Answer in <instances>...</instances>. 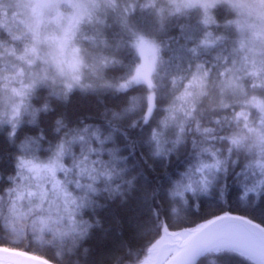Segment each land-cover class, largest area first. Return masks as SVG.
Here are the masks:
<instances>
[{
	"label": "snow or ice",
	"instance_id": "obj_1",
	"mask_svg": "<svg viewBox=\"0 0 264 264\" xmlns=\"http://www.w3.org/2000/svg\"><path fill=\"white\" fill-rule=\"evenodd\" d=\"M106 3L118 7V0ZM138 3L128 0L125 27ZM169 3L176 13L202 9L205 30L190 49L197 59L171 77L179 86L162 108L155 79L160 47L140 37L133 46L141 61L109 80L106 74L122 62L106 55L97 60L76 46L78 15L61 34L43 30L46 10L80 4L20 0L15 6L32 13L21 31L8 24L12 0H0V145L13 148L11 167L0 169V252L28 256L5 245L35 241L50 246V258L29 257L40 264H80L72 257L81 249L85 264H199L208 254L226 264H264V220L221 211L187 228L173 206L181 205L185 216L198 214L230 200L228 181L241 177V199L253 194L242 208L264 216V0ZM139 7L156 9L163 21L158 0ZM225 7L236 18L221 15ZM232 26L250 30L259 55L200 59L201 47L236 35ZM239 46L246 47L244 39ZM102 95L113 98L102 121L69 113L74 98ZM129 128L140 130L138 139ZM178 157L187 162L179 175L156 174ZM101 209L108 227L97 218Z\"/></svg>",
	"mask_w": 264,
	"mask_h": 264
},
{
	"label": "trees",
	"instance_id": "obj_2",
	"mask_svg": "<svg viewBox=\"0 0 264 264\" xmlns=\"http://www.w3.org/2000/svg\"><path fill=\"white\" fill-rule=\"evenodd\" d=\"M198 11V9H192L185 12L173 13L170 16L168 15L169 17L165 18L163 22L153 19L152 16H146L145 19L140 20V22H146L147 20L146 23L149 25L147 27L148 31L150 30L154 35L158 46L162 49V59L157 64L155 73V79L159 85L158 94L161 98L162 108H167L169 106L171 91H173L174 87L179 86V82L175 86L172 85L171 77L184 69L190 61L194 62L197 59L190 49L198 43L200 35L205 30V26L201 23L202 18ZM220 14L234 17V13L231 9L226 7L221 10ZM12 28L14 30H23L20 23L14 25ZM111 40V48L108 52L122 62V66L118 65L106 74L107 79L115 81L130 71L132 66L139 63V55L136 53L129 37H120L118 33L114 32ZM229 40L227 42H222L214 48L210 47L205 49L201 47L199 50V58L214 60L217 55L229 56ZM221 48H223V52H220ZM143 94L144 91L141 90L137 95L142 96ZM112 99L113 98L108 95H102L99 99L78 96L72 100L71 104L68 106V111L74 118L77 116L82 119L86 118L88 123L100 122L103 120L102 114L105 105L111 107L113 103ZM127 132L132 138L138 139L140 130L129 128ZM12 151L13 148L11 145H0V169L7 170L11 167L8 153ZM186 165L187 162L182 157L173 158L168 165L158 167L156 174L163 176L164 171L167 170L179 175ZM228 185L229 191L231 192L230 200L224 197L219 204L205 205L203 211L198 214L185 216L183 214L184 208L178 203L174 204L173 206L176 207L177 213L181 215L185 221L184 226L187 228L196 227L207 219L212 218V216L220 214L221 211H232L239 215H253L258 220H264V216L242 208L244 204L248 202V199L253 197V194L249 193L248 198L241 199V197H243V180L241 177L229 180ZM101 203H104V201H101ZM97 218L101 220V223H103L105 227L109 226L106 222L107 213L102 209ZM152 238L153 235H149L145 239L150 240ZM5 246L27 251L47 259L51 256L50 246H41L35 241L31 243L25 241L18 247L16 245ZM84 246L90 247L89 244H85ZM76 259H79L80 264H85L87 258L83 254V249L80 250L77 256L72 257L73 261ZM112 259H115V257ZM65 264H67V262H65ZM106 264H111V261H106ZM199 264H226V261L216 254H208L199 261ZM232 264H234V262H232Z\"/></svg>",
	"mask_w": 264,
	"mask_h": 264
},
{
	"label": "rangeland",
	"instance_id": "obj_3",
	"mask_svg": "<svg viewBox=\"0 0 264 264\" xmlns=\"http://www.w3.org/2000/svg\"><path fill=\"white\" fill-rule=\"evenodd\" d=\"M20 0H12L13 6L8 9V24L10 27L22 22H31L32 13L31 9L25 7H16ZM75 3L81 5L79 9H71L68 7H61L59 9H49L45 11L44 20L45 24L42 26L49 34H61L64 29L68 28L71 18L74 15L79 16V23L75 24L73 39L78 40L77 47H87L91 56H95L98 60L100 56L112 57L108 50L111 48V39L114 32L118 35L129 37L131 43L134 45L140 37H143L151 44L158 46V43L154 35L148 31V24L146 22H140L145 19L146 16H152L153 19L161 21L160 16L157 14L156 9H141L139 4H142L144 0H139L137 4V10L134 15L131 16L129 27H125L123 20L128 14L125 12V8L128 5V0H118V7L113 9L109 7L106 0H74ZM158 7L164 8V18H168L171 14L176 13L169 3V0H158ZM203 19V10L197 8ZM192 9H182L180 12H185ZM236 18L237 14L231 9ZM169 15V16H168ZM156 16V17H155ZM3 17L0 16V20ZM163 22V21H162ZM161 22V23H162ZM215 25H213V28ZM231 31L236 33L234 37L229 40V57H235L236 59H242L245 55H259V44L257 42V51L252 52V44L250 42L251 32L245 28L241 33L235 26H232ZM245 40L246 47L240 48L239 41ZM231 42V44H230ZM159 47V46H158ZM233 48L239 49L238 52H233ZM136 53L137 49L134 47ZM139 55V54H138ZM91 58V57H90ZM141 57L139 56V62Z\"/></svg>",
	"mask_w": 264,
	"mask_h": 264
},
{
	"label": "water",
	"instance_id": "obj_4",
	"mask_svg": "<svg viewBox=\"0 0 264 264\" xmlns=\"http://www.w3.org/2000/svg\"><path fill=\"white\" fill-rule=\"evenodd\" d=\"M204 222H202V223H204ZM16 250L17 251H23V250H19V249H16ZM23 252H27V251H23ZM27 253H28V256H16V255H13L11 253L0 252V264H40L39 260L29 259V257H32V256L40 257L41 259H47L45 257L39 256V255H36L33 253H29V252H27Z\"/></svg>",
	"mask_w": 264,
	"mask_h": 264
}]
</instances>
